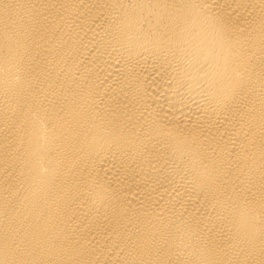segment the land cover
I'll list each match as a JSON object with an SVG mask.
<instances>
[{"label":"bare ground","instance_id":"obj_1","mask_svg":"<svg viewBox=\"0 0 264 264\" xmlns=\"http://www.w3.org/2000/svg\"><path fill=\"white\" fill-rule=\"evenodd\" d=\"M0 264H264V0H0Z\"/></svg>","mask_w":264,"mask_h":264}]
</instances>
